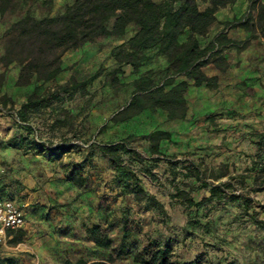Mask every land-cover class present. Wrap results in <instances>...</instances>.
Wrapping results in <instances>:
<instances>
[{"label":"crops","instance_id":"0c3cea01","mask_svg":"<svg viewBox=\"0 0 264 264\" xmlns=\"http://www.w3.org/2000/svg\"><path fill=\"white\" fill-rule=\"evenodd\" d=\"M42 1L41 9L46 10L44 17H56L62 15L75 0ZM248 6L247 0H236L229 15L219 10L216 15L219 27L213 33L216 24L211 28L207 35L208 43L221 32L238 42L247 40L250 33L224 24L240 18ZM7 30L0 15V57L5 52L2 37ZM129 37H100L78 50L67 52L62 58V73L43 85L33 82L29 86L18 87L16 82L20 69L10 66L0 95L11 98L14 111H18L37 86L44 91L75 79L84 84L77 90H98L95 81L101 74L99 71L107 66L106 60L110 69L117 67L113 52ZM258 41L259 44L251 43L242 51H226L224 56L228 67L225 71H219L213 64L204 69L207 76L218 77L216 89L190 84L186 97L189 110L185 120L169 121L163 111H146L130 121L113 124L109 122L114 112L112 102L106 99L101 105L90 104V112H87L86 132L95 128L97 134H70L76 131L73 120L76 121L88 107L83 106L80 111L73 108L75 102H69V99L75 97L76 90L49 101L32 115L31 120L42 119L44 114L48 127L59 132L51 134L52 140L68 139L70 143L90 140L81 147L74 146L64 154L67 158L63 160L50 159L36 149L9 147L7 142L10 139L20 140L28 134L15 125L12 116L0 114V201L14 202L24 209L26 218L22 229L9 231L7 238L0 241L6 248L4 253L0 250V259H14L17 264H65L67 261L75 264L80 260L90 264L108 262L112 258L109 264H136L133 255L142 251L144 245L133 235L131 244L122 246L126 216L122 206L129 196L125 190L128 183L120 178L121 172L111 167L100 146L128 139L133 149L150 153V134L164 130L171 134L170 140L161 143V152L166 156L210 157L219 165L233 163L236 158L246 156L249 164L254 162L257 138L264 134V38L260 35ZM102 56H106L105 59ZM91 62H95L94 69L89 67L87 73L92 76L82 81L77 79V75H85L87 70L83 66L88 67ZM5 71L6 68L0 69V73ZM123 71L124 76L133 72L130 67L123 68ZM108 106L111 111L102 110ZM62 109H70L67 121L59 117ZM105 125L106 129L100 131ZM73 172L85 179L82 187L70 181ZM95 227H99L100 232L109 238L111 248L96 245L90 232ZM121 246L124 255L118 257ZM210 257L212 261L216 259L212 253Z\"/></svg>","mask_w":264,"mask_h":264},{"label":"trees","instance_id":"16d2710c","mask_svg":"<svg viewBox=\"0 0 264 264\" xmlns=\"http://www.w3.org/2000/svg\"><path fill=\"white\" fill-rule=\"evenodd\" d=\"M15 1L0 0V15H5L14 6ZM234 1L164 0L157 3L154 0H75L60 16L38 19L26 14L15 22L6 32L5 52L0 62L5 68L12 64L19 66L16 82L18 87H26L33 82L43 85L52 82L62 73V58L67 52L78 50L100 37H125L131 27H134L135 33L121 47L114 50L113 59L117 67L109 73L113 87L117 88L123 85L120 82V77L125 75L123 68L130 67L134 75L133 93L128 103L113 113L109 122H127L146 111H163L169 121L185 120L189 110L186 97L190 84L210 89L218 87V77L207 76L204 69L213 64L219 71H225L228 67L224 56L226 51H242L257 35L264 37V2L251 0L243 16L224 24L226 27H239L251 33L247 40L238 42L221 32L213 41L202 46L200 39L207 37L211 28L218 23L217 12ZM183 37L187 39L182 41ZM153 51L167 61V67L162 72L156 73L151 68L146 69L153 61L154 56L150 55ZM160 74L164 75L161 82L157 81ZM2 82L3 76L0 78V88ZM83 86V83H78L75 79L44 91H41V86H37L18 111H14V102L7 95L0 96V106L14 112L11 113L12 117L20 123V128L27 131V124L32 115L41 107L62 94H69ZM105 129L106 125L100 131ZM170 139L171 134L164 130L152 132L149 136L151 155L165 157L161 152V143ZM257 139V145L264 156V134L259 135ZM7 145L15 149H36L39 154L44 153L50 159H58L73 149L72 146L48 149L28 137H22L20 140L10 139ZM100 151L109 159L116 172L134 179L133 189L137 197L138 194L146 195L140 186L139 178L132 170L134 163H143L144 156L129 146L128 139L113 144H102ZM169 161L173 170L177 162H172V159ZM262 161L264 162V158ZM182 171L184 179H194L199 183L193 191H207L206 199L231 202L241 200L246 209L250 208L252 201L249 198L230 191L234 188L232 181L248 189L247 177L243 174L233 175L229 172L228 165H222L215 174L214 169L205 166L203 162L188 165L185 161ZM224 178H230L231 182H222ZM70 181L79 187L85 183V179L77 172L71 174ZM129 187L130 183L127 185V188ZM251 191H264V168L254 177ZM188 194L178 191L175 198L183 197L189 206H198ZM90 232L98 247H112V242L100 232L99 227L91 229ZM131 239L132 230L125 220L122 246L129 244ZM122 246L118 257L124 255ZM133 258L136 264H176L170 249L158 244H150L142 251L135 252ZM111 261L112 258L108 262L90 264H109ZM0 264L17 262L14 259H0ZM65 264L73 263L67 261ZM75 264L88 263L80 260Z\"/></svg>","mask_w":264,"mask_h":264},{"label":"rangeland","instance_id":"374dc122","mask_svg":"<svg viewBox=\"0 0 264 264\" xmlns=\"http://www.w3.org/2000/svg\"><path fill=\"white\" fill-rule=\"evenodd\" d=\"M154 1L161 3L164 0ZM247 1L250 4L251 0ZM252 1L264 2V0ZM42 3V0H16L14 6L2 16L4 24L9 29L26 14L38 19L43 18L46 15V10L41 9ZM233 3L231 4L233 5ZM231 4L220 9L222 14L229 15L231 13ZM218 27L219 25L216 24L212 33ZM135 31L136 28L131 27L127 35L132 36ZM6 32L2 37L4 48L7 40ZM259 37L260 35H257L256 39L250 44H259ZM186 39V37H183L181 40L185 41ZM200 42L202 46H206L208 37L201 38ZM150 55H153L154 58L146 69L151 68L156 73L164 71L167 67L166 59L157 56L154 51L150 52ZM105 57L102 56L104 59ZM94 63L91 62L88 67L83 66L87 71L85 75H77V79L82 81L92 76L87 72L89 67L94 69ZM105 63L107 66L99 71L101 74H99L98 80L95 81L96 88L99 89H95L96 91L93 89H90V91L89 89L85 91L76 90L75 97L69 99V102H75L73 108L77 111H80L83 106L88 107L76 121L73 120V129L76 131L70 134H97L95 128L86 132L85 123H87L86 119L89 118L87 112H90V104L101 105L106 99L108 101L111 100L110 102H112L113 111L115 112L118 108L128 103L132 96L133 86L131 78H134V76L132 77V74H129L128 76L120 77V82L123 85L115 88L109 75L113 69H110L107 60ZM11 66L19 68L17 64H12ZM1 68L5 67L0 62ZM9 68H6L4 73H0V78L3 76V79H5V74L9 71ZM163 78L164 75L160 74L157 76V81L161 82ZM262 106L264 107V99ZM106 109L109 112L112 108L108 106L107 108L103 107L102 110L106 111ZM11 113L14 112H10L9 108L4 109L0 106V114L12 116ZM69 114H71L70 109H62L59 112V117L61 120L67 121ZM42 117V119L37 117V119L31 120L27 124L26 133H29L27 136L30 140H35L46 147L54 148L56 146L81 147L90 142L89 139L84 141L75 140V143L68 142V139H62V141L52 140L54 138H52L51 134H55L54 132L59 134V132L51 129L50 126L48 127L49 123L45 121L47 117L44 114ZM19 124L15 120V125L20 126ZM142 146L145 147V145ZM140 153L143 154L144 161L142 164L134 163L132 170L139 178L140 186L144 189L146 195L138 194L137 197L133 189L135 187L134 179L123 174L120 176L121 179L130 183L131 186L125 189L128 191L129 196L125 200L122 210H124L126 215L124 220L128 222V226L132 230V239L133 235H135L144 247L150 244H158L161 247L169 248L176 264H264V191L259 193L251 191L254 177L260 174L264 168V162L262 161L264 156L258 145L257 154L254 155L255 160L250 164L246 156L236 158L233 163H220L219 165L215 164L214 159L210 157L197 158L192 155L182 154L174 156L164 155L165 157L159 158L143 150ZM41 154L44 155V153ZM64 158H67V155L57 160H63ZM170 159H172V162H177L173 170L169 164ZM185 161L188 165L190 163L198 164L203 162L205 166L214 169L215 174L218 173V169L222 165H228L229 172L233 175H245L247 177V186H249L248 189L242 188L235 181L231 182L230 178H224L222 182H231L233 184L234 188L230 190L233 194L244 195L249 198L252 201L250 208L246 209L241 200L231 202L229 200L206 199V190L195 189L193 191L192 189L198 187L199 183L194 179H184L182 167ZM116 178L119 177L116 176ZM142 183L146 185L143 186ZM178 191L189 193V198L199 205L191 207L183 197L175 198ZM0 250H2V253L6 250L1 242ZM211 253L216 256L214 261L210 257ZM185 254L192 256L189 257L190 255L187 256Z\"/></svg>","mask_w":264,"mask_h":264},{"label":"built area","instance_id":"2783aa9c","mask_svg":"<svg viewBox=\"0 0 264 264\" xmlns=\"http://www.w3.org/2000/svg\"><path fill=\"white\" fill-rule=\"evenodd\" d=\"M25 219L23 208L12 201H0V241L7 238L9 231L22 229L25 226Z\"/></svg>","mask_w":264,"mask_h":264}]
</instances>
